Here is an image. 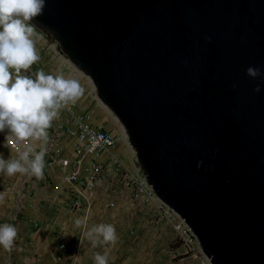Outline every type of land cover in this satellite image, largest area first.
<instances>
[{
    "label": "water",
    "instance_id": "95a60500",
    "mask_svg": "<svg viewBox=\"0 0 264 264\" xmlns=\"http://www.w3.org/2000/svg\"><path fill=\"white\" fill-rule=\"evenodd\" d=\"M32 23L211 263L264 264V0H46Z\"/></svg>",
    "mask_w": 264,
    "mask_h": 264
},
{
    "label": "rangeland",
    "instance_id": "374dc122",
    "mask_svg": "<svg viewBox=\"0 0 264 264\" xmlns=\"http://www.w3.org/2000/svg\"><path fill=\"white\" fill-rule=\"evenodd\" d=\"M92 89L94 100L102 109L91 112L90 117L99 119L100 127L120 135L135 154L123 125L99 99L93 82ZM75 107L80 106L76 104ZM61 111L69 122L70 110L64 108ZM54 125L55 122L48 130L49 138L54 134ZM62 140L58 131L52 136L49 149L53 156L49 164L55 160L60 162L61 156H65L62 155L66 149ZM117 143L118 139L115 148ZM68 149L67 155H72L73 142ZM114 152L121 160L122 168L110 164L105 154L103 169L94 188L82 189L84 198L79 207L72 205L71 185L64 178L45 191L42 187L45 182L41 179V187L29 194L31 201L27 204L21 202L12 219L1 222L15 226L18 236L11 251L0 247V264H95L96 253H106L108 264H200V253L196 256L193 251H188L171 225L167 216L170 214L160 211L156 201L145 199L128 181L126 175L131 173H141L145 177L136 155L138 168L134 170L126 164L127 158L124 160L115 149ZM31 177L27 175V180L30 181ZM84 178L77 182V187L82 186ZM67 184L69 188H65ZM77 219H86L87 227L77 228ZM101 223L115 227L118 236L115 246L99 243L93 246L88 240L87 230Z\"/></svg>",
    "mask_w": 264,
    "mask_h": 264
},
{
    "label": "clouds",
    "instance_id": "9594fccd",
    "mask_svg": "<svg viewBox=\"0 0 264 264\" xmlns=\"http://www.w3.org/2000/svg\"><path fill=\"white\" fill-rule=\"evenodd\" d=\"M45 6L46 0H0V133H7L4 147L11 152L15 147L17 152L15 158L7 160L0 155V174L8 177L27 174L38 180L43 178L48 130L61 109L76 104L83 95L76 78L46 74L43 70L36 72L34 78L23 74L41 59L32 22L43 15ZM247 75L257 78L261 72L249 67ZM75 226L87 227L86 219H77ZM17 236L15 226L0 224V247L11 251ZM86 236L93 246H115L118 241L112 224L94 225ZM94 260L95 264H108L106 253H96Z\"/></svg>",
    "mask_w": 264,
    "mask_h": 264
},
{
    "label": "crops",
    "instance_id": "0c3cea01",
    "mask_svg": "<svg viewBox=\"0 0 264 264\" xmlns=\"http://www.w3.org/2000/svg\"><path fill=\"white\" fill-rule=\"evenodd\" d=\"M34 39L41 59L37 64L33 65L28 73L23 74L31 75L34 78L36 72L43 70L46 74H60L65 77L76 78L79 80L83 88V95L76 103L80 106L79 108L77 107V112L83 115H90L91 112L94 113L95 111L102 109V107H100L99 104H96V101L94 100V89H92V80L90 77L76 68L69 61L60 50L58 44L48 39L46 34L38 30L36 27ZM92 103H95V105L93 106ZM66 118V114L60 111L59 117L53 126L54 134L58 131L59 135L63 138L62 144L64 148L66 147L62 155H67L69 153V149L67 150V148H69L71 142H73L72 138L66 132L67 126L70 125V123L66 121ZM89 121L97 127L101 126L99 125V119H96L94 116L90 117ZM115 137L116 140L118 139L117 147L115 148L117 154L124 160L127 158L125 161L126 164L129 166L131 165V168L137 170L138 164L136 162L135 154L126 146L125 140L122 139L120 135H115ZM51 138H49L47 144L44 145V148L46 149V155L44 157L45 168L42 178L45 182L44 186H42L44 191L46 189H51L56 183L62 182L63 176L69 170L67 167H63L59 160H55L52 164H49L53 156V152L49 149ZM4 142L5 139L0 136V155H2L5 160L10 157L15 158L17 155L16 149L13 148L11 152L9 148L4 147ZM36 148L37 151H39L40 145H37ZM71 152L72 150H70V153ZM40 181L41 179L38 180L34 176L31 177L30 181L29 178L27 180V174H17L12 177L0 174V224L1 222H8L12 219L11 216L14 215V211L19 208L21 202L27 204L31 201L29 194L37 192L38 188L41 187V184H39ZM65 188H69V185H65ZM69 192H71L70 188Z\"/></svg>",
    "mask_w": 264,
    "mask_h": 264
},
{
    "label": "built area",
    "instance_id": "2783aa9c",
    "mask_svg": "<svg viewBox=\"0 0 264 264\" xmlns=\"http://www.w3.org/2000/svg\"><path fill=\"white\" fill-rule=\"evenodd\" d=\"M76 104H70L68 134L73 140L72 155L61 156L60 163L69 170L64 175V180L71 185L72 205L81 206L83 200L82 189H93L97 182L98 175L103 169V156L106 154L109 163L118 169L122 168V162L114 152L116 137L108 129L93 125L89 114L77 112ZM6 132L0 133L5 139ZM15 148V147H13ZM60 150V149H59ZM85 176L82 186L77 187V182ZM128 181L133 184L138 193L145 196V199L154 200L160 211L167 215L171 225L187 246L188 251H193L200 260V264H212L210 258L203 252L198 238L189 225L171 207L164 203L154 192L146 178L140 174H127ZM200 246V247H199ZM198 248V249H197Z\"/></svg>",
    "mask_w": 264,
    "mask_h": 264
}]
</instances>
